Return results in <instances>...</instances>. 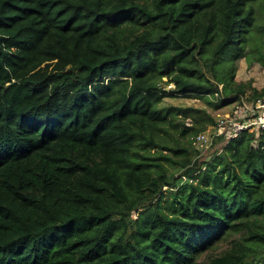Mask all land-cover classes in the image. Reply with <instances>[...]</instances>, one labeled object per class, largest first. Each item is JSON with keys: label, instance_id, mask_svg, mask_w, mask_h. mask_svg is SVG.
I'll list each match as a JSON object with an SVG mask.
<instances>
[{"label": "trees", "instance_id": "trees-1", "mask_svg": "<svg viewBox=\"0 0 264 264\" xmlns=\"http://www.w3.org/2000/svg\"><path fill=\"white\" fill-rule=\"evenodd\" d=\"M241 59L264 0H0V264H264V131L162 106L264 98Z\"/></svg>", "mask_w": 264, "mask_h": 264}, {"label": "rangeland", "instance_id": "rangeland-1", "mask_svg": "<svg viewBox=\"0 0 264 264\" xmlns=\"http://www.w3.org/2000/svg\"><path fill=\"white\" fill-rule=\"evenodd\" d=\"M237 81H249L253 80V84L258 89H262L264 87V67L259 63H254L252 66H249L245 59H241L238 62V68H237V74H236ZM166 89L169 90V85L166 86ZM215 103H218V101H213ZM250 102L247 101V98H243L239 101H231L229 103H226L225 105H222L220 108H215L213 106H210L204 102V100L196 97H168L164 99L162 102V106L164 107H197V108H205L208 110L215 118V121L220 119L221 117H224L228 114H231L236 108L239 106H243L245 108V105ZM221 143L217 145V147H220ZM214 149L209 150H203L198 152L197 157H206L207 155L211 156ZM227 247H229V243L226 241H220L218 243V246L209 252H205L201 257L200 261H206L209 258L219 255L222 253ZM262 264V263H260Z\"/></svg>", "mask_w": 264, "mask_h": 264}, {"label": "built area", "instance_id": "built-area-1", "mask_svg": "<svg viewBox=\"0 0 264 264\" xmlns=\"http://www.w3.org/2000/svg\"><path fill=\"white\" fill-rule=\"evenodd\" d=\"M170 89L174 87L169 85ZM264 131V98L239 106L231 114L221 117L216 124L201 132L193 145L199 151L209 150L216 139L224 136L226 140L238 138L243 132Z\"/></svg>", "mask_w": 264, "mask_h": 264}]
</instances>
